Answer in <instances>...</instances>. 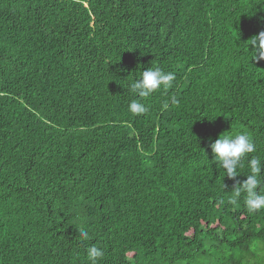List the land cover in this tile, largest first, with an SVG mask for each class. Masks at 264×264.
Returning <instances> with one entry per match:
<instances>
[{"label": "trees", "instance_id": "1", "mask_svg": "<svg viewBox=\"0 0 264 264\" xmlns=\"http://www.w3.org/2000/svg\"><path fill=\"white\" fill-rule=\"evenodd\" d=\"M261 31L264 0H0V264H263L247 161L230 179L210 148L264 159ZM149 67L176 79L135 115Z\"/></svg>", "mask_w": 264, "mask_h": 264}, {"label": "clouds", "instance_id": "2", "mask_svg": "<svg viewBox=\"0 0 264 264\" xmlns=\"http://www.w3.org/2000/svg\"><path fill=\"white\" fill-rule=\"evenodd\" d=\"M252 50L249 51L251 60L264 61V31L250 39ZM174 72H165L159 67H149L142 70L136 79L131 80L128 88H124L139 99H133L128 105V110L135 115L146 113L148 108L142 102L144 98L151 96L157 90L170 87L175 81ZM171 103L176 104L177 101L173 97ZM167 107V105H165ZM210 148L214 155V160L223 169L224 176L235 179L239 174V169L244 167L247 161L248 173L246 179L238 183L234 190V199H238L244 194L245 204L249 211H258L264 209V194H261V185L264 184V159L251 156L249 154L257 151L256 143L248 133H240L229 137L219 136L210 144ZM79 236L82 240L89 239V233L80 229ZM104 256V251L95 244L87 249V259L90 264H99V260Z\"/></svg>", "mask_w": 264, "mask_h": 264}, {"label": "rangeland", "instance_id": "3", "mask_svg": "<svg viewBox=\"0 0 264 264\" xmlns=\"http://www.w3.org/2000/svg\"><path fill=\"white\" fill-rule=\"evenodd\" d=\"M208 252L215 254L214 250ZM208 252L201 254L198 260L192 263H184V264H218L219 261L217 260L216 256H213L212 254L210 255ZM251 252L255 253L257 256L264 257V242H260V241L254 242L251 247ZM225 258H227V254Z\"/></svg>", "mask_w": 264, "mask_h": 264}]
</instances>
